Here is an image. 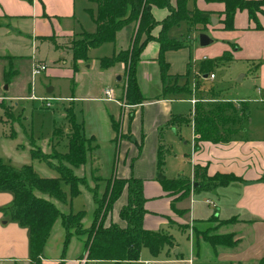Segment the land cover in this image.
<instances>
[{
	"label": "crops",
	"instance_id": "1",
	"mask_svg": "<svg viewBox=\"0 0 264 264\" xmlns=\"http://www.w3.org/2000/svg\"><path fill=\"white\" fill-rule=\"evenodd\" d=\"M171 3L175 6L176 0H171ZM82 4L83 0H0V30L4 35L11 33L12 29L9 27L5 28L3 24L11 25L12 22H16L19 24L18 27L23 29L22 31L25 30L28 34H30L36 46L38 40L45 41L53 39L60 41L56 48H69L67 46L68 38L72 35L81 33L82 31H86L82 26L83 24L80 18V15L83 12ZM193 6L213 13L211 17V24H208L206 30L201 32H206L210 37H212L214 39L213 43H215V39H221V43L213 48L214 54L216 55L215 58H219L218 56L221 57L225 51H229L231 59L239 57L253 61L252 64L256 68L255 76H257L258 81L257 92L260 96V99L257 101L261 103L260 112L258 113L259 123L255 126L252 124L248 125L249 123L246 124L248 120H246L243 132L244 137L241 140L238 139L219 143L201 141L198 140L199 137L198 134H196L193 125V113L195 106L199 101L205 103L208 101L212 102L213 99H205L204 101L202 98L203 96L197 98L191 97L188 99L184 98V101L192 104V108L189 113L190 118L187 119L188 124H190L193 130L195 150L192 154H190L189 159H186V162H188L189 165V170L186 172L188 175H183V177L190 179L192 188L186 198L175 201V207H172V200L175 196L168 195V193L163 190L160 183L154 179L157 169L158 149L160 146L166 148L162 143V135L166 129L170 128L173 129V131H176L177 128H180L181 125L184 124L166 125L172 116H181V114L174 111L172 100L187 91L192 93V90L189 89V86L186 83L179 84L176 80H174L173 77L177 74L170 72L174 62L172 59H169V57H171L174 51L181 49L183 47L182 46L178 49L167 50L164 53V57L166 62L169 64L168 74L171 76L170 81L166 80V84L171 86L177 83L180 87L185 86V90L179 93H163V82L158 63L160 43L157 40H151L147 43L142 52L144 53L147 47L153 43L151 58L143 57L144 59L140 58L137 62V65L138 63L143 65L142 74L139 73V65L138 67L136 66V72L138 71L136 73V77L138 76L137 80L144 100L135 105L125 104L126 101L123 99L127 82V67L123 62L116 63L120 64L121 69L124 70L125 73V81L120 90H118V93L116 92L118 100H103L102 97L104 88L101 93L100 99L105 102V104L102 105V112L104 115L103 121L106 122L104 125L108 128V135L110 136L109 139L114 140L116 136H118L117 160L112 167L111 176L126 178L134 176L144 181V196L146 198L145 208L147 212L144 216L143 225L144 228L148 230H164L171 233L170 227L173 225L188 226L189 230H191L190 228L199 224V221L204 226L210 224L207 220L213 214L204 219L191 218V223H188L182 218V216L186 214L191 215L195 210L191 205L189 206L188 203H185V201L188 200L189 197L191 199L192 196H195L199 189H205L210 191L212 194L216 193L218 196V203L212 201L211 199H207L206 203L220 207L221 213H223L220 214V216L217 215L220 220L231 219L232 217L237 218L235 222H229L228 224L222 225L224 227L230 226L228 230L218 232H234L237 235L239 234L237 227H245L246 231L251 229L253 233H257V239L264 242V28L260 30L255 29V23L249 19L248 12L246 10H238L234 16V28L227 30L224 28V24L222 23L225 16L223 14L225 9L224 3L197 0L193 3ZM90 11L92 10L90 9ZM152 11L156 20L159 22L163 21L169 14V10L167 8L160 9L153 7ZM212 18L215 19L216 23L212 22ZM259 18L264 27V16L259 15ZM158 25H160V27H158ZM158 25L153 31L154 36H158L161 30V24ZM120 30L124 33L122 36L124 37V41H126V43L125 48H115L117 51L129 48L133 27H124ZM119 31L116 34V38ZM169 38L176 40L172 37ZM100 58L101 57L98 58L99 61ZM202 59L204 61L210 58L203 55ZM86 62L87 61L84 60L78 61L80 64H85ZM36 63L45 64V62L41 60L35 62V64ZM200 67L198 69L199 74H195V85L202 83L200 78L203 77L212 79L211 74H214L213 70L210 75L208 73L201 74ZM77 68H79V66ZM213 78H215V74ZM119 79L122 80V77L120 76ZM193 99L196 100L195 103H193ZM241 101L248 100L242 99L237 102H233L239 104ZM122 103L125 105V109L120 107V104ZM108 107L113 110L111 116L103 110ZM115 110L118 112H115ZM248 116L250 117V112ZM118 118H120V123L118 128H116L119 130L117 132L112 127L110 120H118ZM93 129L95 131L96 126H94ZM248 130L254 131L253 133L248 134ZM32 165L41 176L42 172H48L41 163H39V165L33 163ZM197 165H199L202 170L198 171L196 174L195 168ZM46 166L49 165L46 163ZM165 173L167 175V170ZM217 173L235 175L239 179L232 180L228 184L214 186L209 189L200 187V182H206L205 176L210 178ZM44 175L46 177H55L58 174L55 175L50 173ZM178 176H182V174L169 178H176ZM96 177L99 178L98 176ZM41 195L49 199L48 195ZM81 195H84L88 201L87 203L90 204V206L85 209L86 216L82 220L84 227L87 229L93 223V211L96 207V203L94 196L89 194L86 190L81 192L78 196ZM78 196L73 197L72 199L69 198L66 202L58 200L55 202L57 204L59 203L58 206L60 208L67 206L69 210L74 211L73 202L74 199L78 198ZM127 200V190H124L121 196L114 203L113 209L107 215L105 220L106 226L111 223H116L121 227L126 226V221L120 217V211L122 207L126 205ZM192 201L193 200H191V202ZM12 202V192L0 191V261L5 262L6 264H29V228L27 226L20 225L18 221L12 219L9 212H5V210H3L9 207ZM61 203L64 205H61ZM61 210L65 212L64 209ZM184 210L186 212L182 214L181 212ZM54 236L56 238L58 236V243L56 242V247L50 248L51 238ZM64 238L65 229L62 227L61 221L58 220L53 227L52 234L45 247L43 255L44 264H59L60 262L61 264H146L147 262H150H145L144 260V252L147 254L150 252L145 251L148 249L144 248L141 251L140 259L135 262L123 261L121 263H116L114 260L89 259L88 251L85 249L84 244L87 234H81L79 237L73 236L67 246L68 250L63 253ZM166 251L167 250H164L161 253L165 257L158 260L160 264H174L179 261V259H172L166 256ZM261 253L262 250L260 254H258L260 257H256V259L254 258L256 260L255 262L258 264L264 258V255ZM176 254L180 255V251L177 250ZM186 263L191 264V260L187 259Z\"/></svg>",
	"mask_w": 264,
	"mask_h": 264
},
{
	"label": "rangeland",
	"instance_id": "2",
	"mask_svg": "<svg viewBox=\"0 0 264 264\" xmlns=\"http://www.w3.org/2000/svg\"><path fill=\"white\" fill-rule=\"evenodd\" d=\"M193 3L194 0L188 1L189 9H193ZM82 11L80 18L84 29L89 32L96 31L94 16L97 11V4L92 0H83ZM3 26L5 28L9 27L12 32L4 35L0 30V158L4 162L15 166L30 162H32L30 164L38 165L41 163L48 171L47 173L42 172V176L50 173L57 175L58 173L54 168L46 166V160L49 158L55 163L59 161L56 155L54 156L55 151L61 150L64 152L67 150L65 146L67 135L73 126L66 118L68 112L74 111L77 121L82 123L85 137L89 139L93 136L92 141L88 140L86 142L90 150L87 153L85 166L76 169V174L84 178L83 183H79V188L82 192L86 190L92 196L97 195L99 197L103 195L107 178L111 176L112 167L117 160L118 136L114 140L109 139V131L104 125L106 122L103 121L104 115L102 112V105L105 102L100 97L103 88L106 87H114L118 93L125 81V73L120 64L105 67L98 58L111 57L115 48H125L126 41L122 36L123 31H119L115 42H105L99 47L92 48L87 62L85 64L78 63L79 68H74L71 49L66 47L56 48L60 41L53 39L38 40L36 46L30 34L25 30L22 31L23 29L18 27L19 24L16 22H12L11 25L3 24ZM200 33L201 31L196 27L190 30L189 24L185 20L170 27L167 31L168 37L183 43V47L174 51L169 57L174 62L170 72L177 74L173 77L174 80L179 84L186 83L189 89L192 90V93L187 91L172 100L174 111L181 114V116L190 118L189 113L192 104L184 101V98L203 96L204 101L205 99L210 100L211 97L208 95V91L213 86L216 91H220V99L235 102L242 99L250 101L248 102L250 104V117L246 124L249 123L248 125L255 126L259 123L258 113L260 112L261 103L257 101L260 96L257 92L258 81L257 76H255L256 68L252 64L253 61L239 57L232 58L229 61L216 59L213 48L221 43V39L217 38L215 43L201 46ZM152 46L153 43L140 55V58H151ZM203 55L214 60L212 70L215 78H200V81L204 84L199 87L195 85V76L199 74L198 69L203 63ZM39 60L45 62L47 68L39 74H33L35 62ZM138 65L139 73L142 74L143 65L139 63ZM120 76L122 80L119 79ZM170 79L171 76L167 77L168 81ZM49 88H53L51 93L48 92ZM164 88L165 85L163 84ZM45 96L51 98L49 99L51 102L50 107H46L44 105L46 102L39 99ZM123 100L126 101L125 97ZM209 103L211 101H208ZM125 104L131 105L127 101ZM120 107L125 109L123 103L120 104ZM103 110L105 113H109L110 116L113 113V110L109 107ZM119 119L110 120L112 127L117 132L119 131L116 129L120 123ZM55 126L58 127L55 128ZM94 126H96L95 131ZM253 131L248 130L247 133L251 134ZM162 143L169 150L164 159L167 176L188 175L186 172L189 170V165L186 159H189L190 154L195 150L193 130L190 124L186 122L176 131L170 128L166 129L162 135ZM38 148L40 150H37V153L41 158L33 159V149ZM65 189L68 190V187L65 186ZM48 198L54 202L57 201L54 197L48 196ZM207 199L218 203L217 194H212L205 189H199L195 196H192L191 199L189 197L185 203L191 205L195 210L191 215L182 216L183 220L191 223L192 219H204L211 214L218 216L223 214L220 207L207 204ZM191 200L193 201L191 202ZM87 202L84 195L78 196L74 199L73 210L76 212L87 209L90 206ZM61 205L64 204L61 203ZM60 209H64L67 213L70 211L67 206ZM194 226H200L201 228L204 225L197 224ZM194 226L190 228L192 231L189 230L188 226L173 225L170 227L177 249L171 251V255L168 257L182 261L174 264H187V259L191 260V264H258L255 259L260 257L258 254L261 250V254L264 255V242L257 239V233H253L251 229L246 231L245 227H237L239 230L237 236H240L241 240L235 247L221 248L214 253L210 246L204 244L200 255H196L195 252L193 253V241L191 239L196 233L193 230ZM229 227L221 225L218 227L217 232H224ZM79 235L81 234L75 232L72 237H79ZM57 239L58 236L57 238L55 236L51 238L50 248L57 246ZM67 250L66 248L65 251H62L64 253ZM177 250L180 251V255L176 254ZM148 253L144 252V260L145 262L150 261L152 264H160L158 260L165 257L163 254L155 257L150 252ZM0 263L6 264L3 261H0Z\"/></svg>",
	"mask_w": 264,
	"mask_h": 264
},
{
	"label": "trees",
	"instance_id": "3",
	"mask_svg": "<svg viewBox=\"0 0 264 264\" xmlns=\"http://www.w3.org/2000/svg\"><path fill=\"white\" fill-rule=\"evenodd\" d=\"M97 4V11L94 21L97 25L96 31L72 35L68 38L67 46L72 52V65L78 67V61H87L92 48L101 46L105 42H114L117 32L124 27H133L131 44L129 48L114 50L111 57H101L100 63L105 67H110L118 62L126 64L127 82L124 97L131 105L139 104L144 100L141 94L136 77V66L140 60L147 43L157 40L160 43L159 67L165 88L164 94L179 93L185 90L184 87L176 85H166L169 76V64L166 62L164 53L167 50L178 49L183 46L181 41L170 39L167 31L170 27L185 20L189 24L190 30L194 27L200 31H205L208 24H211L212 12L201 10L194 6L188 8L189 0H176V5H172L171 0H92ZM197 0H194L196 2ZM206 2H222L225 4L223 11L224 28L231 30L234 28V16L238 10H246L249 19L255 23V29H263L259 15L264 16V0H205ZM153 7L167 8L169 14L159 22L153 14ZM161 24L158 36H154L155 27ZM221 61L231 60L229 51H225L221 57L216 58ZM215 59V61H216ZM214 60L206 59L200 67V73L209 75L212 73ZM199 87L204 83H198ZM208 95L213 99L211 103L197 102L193 113V125L198 140L211 141L214 143L229 142L243 139L244 122L248 120L249 103L220 99V91L210 87ZM71 108L69 109V111ZM68 121L72 124V130L67 135V150L55 151L54 156L59 161L52 162L47 158V164L54 168L58 175L55 177L41 176L32 164L15 166L4 162L0 158V191H10L13 194L12 204L3 209L9 212L12 219L18 221L20 225L27 226L30 231L29 239V264H44L43 255L46 243L51 236L55 223L60 220L65 229V247L72 235L87 234L84 241L85 249L88 251V258L92 260H114L116 263L123 261L135 262L140 259L143 248H147L150 253L157 257L164 250L166 256L171 255V251L176 248V241L173 235L164 230H148L144 228V216L147 212L145 208L146 198L144 196V181L140 178L130 176H111L107 180L103 195H94L96 207L93 211V223L89 228L83 225V218L86 216L85 210L69 213L62 211L51 199L43 197L41 194L54 197L56 200L66 202L68 198L81 194L79 183H83L84 178L76 174V169L85 165L87 153L90 147L86 144L82 123L78 122L74 111L67 113ZM188 119L183 116H172L166 125L183 124ZM58 127V126H57ZM55 127V128H57ZM38 149H33V159L41 158L37 153ZM169 151L160 146L158 149V161L155 180L160 183L163 190L168 195L175 196L172 200V207L175 201L186 198L192 188L189 178L178 176L169 178L165 173V156ZM202 170L196 166V174ZM239 178L231 174L217 173L213 177L205 176V183L200 182V187L211 188L218 185L228 184L232 180ZM68 187V190L65 189ZM127 190L128 200L120 211V217L126 221V226L121 227L116 223L105 225L107 215L113 209L114 203ZM186 212L185 210L181 213ZM236 217L220 220L213 214L206 226H194L195 235L192 238L194 252L200 255L204 244L210 246L216 253L221 248H232L239 244V238L234 232L220 233L218 227L235 222ZM199 224L201 225L202 223ZM61 264V262L59 263ZM259 264H264V258Z\"/></svg>",
	"mask_w": 264,
	"mask_h": 264
},
{
	"label": "built area",
	"instance_id": "4",
	"mask_svg": "<svg viewBox=\"0 0 264 264\" xmlns=\"http://www.w3.org/2000/svg\"><path fill=\"white\" fill-rule=\"evenodd\" d=\"M47 65L44 63H36L33 67V74H39L40 72H42L43 70H46ZM211 77H214V74H211ZM40 100H42L43 102H46L44 105L46 107H50L51 106V102L49 101V97H41L39 98ZM103 100L106 101H117V94H116V90L114 87H106L103 90ZM196 100L193 99V103H195ZM146 264H152L151 262H147Z\"/></svg>",
	"mask_w": 264,
	"mask_h": 264
},
{
	"label": "water",
	"instance_id": "5",
	"mask_svg": "<svg viewBox=\"0 0 264 264\" xmlns=\"http://www.w3.org/2000/svg\"><path fill=\"white\" fill-rule=\"evenodd\" d=\"M212 22L216 23L215 19L212 18ZM199 41L201 46H207L214 42V39L210 37L206 32H201L199 35ZM120 78V77H119ZM53 91V88H49L48 92L51 93ZM177 253V251H176Z\"/></svg>",
	"mask_w": 264,
	"mask_h": 264
}]
</instances>
